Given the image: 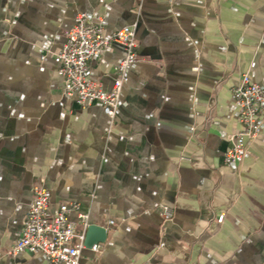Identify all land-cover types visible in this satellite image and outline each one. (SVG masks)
I'll list each match as a JSON object with an SVG mask.
<instances>
[{"label": "crops", "instance_id": "obj_1", "mask_svg": "<svg viewBox=\"0 0 264 264\" xmlns=\"http://www.w3.org/2000/svg\"><path fill=\"white\" fill-rule=\"evenodd\" d=\"M79 13L135 28L113 118L62 93L53 55ZM125 56L112 46L88 76L110 91ZM245 73L264 87V0H0V264H46L8 254L36 184L50 213L74 202L105 229L79 264H264V120L222 162Z\"/></svg>", "mask_w": 264, "mask_h": 264}, {"label": "built area", "instance_id": "obj_2", "mask_svg": "<svg viewBox=\"0 0 264 264\" xmlns=\"http://www.w3.org/2000/svg\"><path fill=\"white\" fill-rule=\"evenodd\" d=\"M114 45L122 47L126 56L116 66V79L110 91L88 76V62ZM136 46L134 26L122 27L105 34L101 20L86 13L75 16L74 26L66 33L65 43L53 55L62 80V93L81 107L98 104L106 116L113 118L118 108L120 90L125 82L126 69L137 60L133 53ZM43 58V57H42ZM234 106L241 129L229 138L230 145L223 154L226 166L240 164L246 153V144L257 137L264 120V87L252 81L249 74L242 75L232 88ZM75 214L76 221L70 219ZM173 209L159 206V215L165 220L173 218ZM223 216L218 218L221 222ZM109 224H112L110 221ZM89 215L74 202L60 204L52 213L45 189L32 187V199L23 220L19 238L8 254L41 253L46 264H79L81 252L86 249L85 236L89 227ZM101 250V244L90 247Z\"/></svg>", "mask_w": 264, "mask_h": 264}, {"label": "water", "instance_id": "obj_3", "mask_svg": "<svg viewBox=\"0 0 264 264\" xmlns=\"http://www.w3.org/2000/svg\"><path fill=\"white\" fill-rule=\"evenodd\" d=\"M105 237H106V231L104 228L89 225L86 231L85 245L87 248H90L94 244L104 242Z\"/></svg>", "mask_w": 264, "mask_h": 264}]
</instances>
